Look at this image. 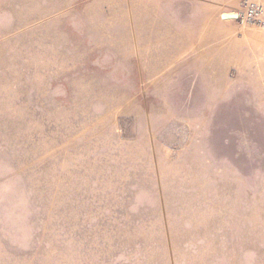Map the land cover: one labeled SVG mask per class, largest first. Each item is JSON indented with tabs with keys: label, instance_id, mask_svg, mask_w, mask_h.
Instances as JSON below:
<instances>
[{
	"label": "rangeland",
	"instance_id": "obj_1",
	"mask_svg": "<svg viewBox=\"0 0 264 264\" xmlns=\"http://www.w3.org/2000/svg\"><path fill=\"white\" fill-rule=\"evenodd\" d=\"M243 3L0 0V264H264Z\"/></svg>",
	"mask_w": 264,
	"mask_h": 264
},
{
	"label": "built area",
	"instance_id": "obj_2",
	"mask_svg": "<svg viewBox=\"0 0 264 264\" xmlns=\"http://www.w3.org/2000/svg\"><path fill=\"white\" fill-rule=\"evenodd\" d=\"M243 7L238 13L242 21L264 27V0H244Z\"/></svg>",
	"mask_w": 264,
	"mask_h": 264
},
{
	"label": "water",
	"instance_id": "obj_3",
	"mask_svg": "<svg viewBox=\"0 0 264 264\" xmlns=\"http://www.w3.org/2000/svg\"><path fill=\"white\" fill-rule=\"evenodd\" d=\"M222 17L224 19H227V18L235 19L239 17V14L238 13H226V14H223Z\"/></svg>",
	"mask_w": 264,
	"mask_h": 264
},
{
	"label": "crops",
	"instance_id": "obj_4",
	"mask_svg": "<svg viewBox=\"0 0 264 264\" xmlns=\"http://www.w3.org/2000/svg\"><path fill=\"white\" fill-rule=\"evenodd\" d=\"M223 14H226V13H222V15H223ZM222 15H221V16H222Z\"/></svg>",
	"mask_w": 264,
	"mask_h": 264
}]
</instances>
